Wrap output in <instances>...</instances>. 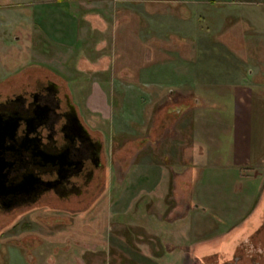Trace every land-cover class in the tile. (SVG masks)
<instances>
[{
	"label": "rangeland",
	"instance_id": "obj_1",
	"mask_svg": "<svg viewBox=\"0 0 264 264\" xmlns=\"http://www.w3.org/2000/svg\"><path fill=\"white\" fill-rule=\"evenodd\" d=\"M229 7L0 0V83L32 73L66 83L103 140L108 164L92 198L52 196L0 215V264H221L235 262L234 253L242 256L237 264L252 257L264 264V182L243 219L235 211L225 217L235 202L205 212L197 193L206 167L192 123L208 106L205 92L247 86L253 113L255 95L264 94V27L252 38L250 10L230 14ZM228 104L230 115L242 108ZM145 164L162 165L165 179L130 194V174ZM257 177L264 179V168ZM249 184L242 183L245 194Z\"/></svg>",
	"mask_w": 264,
	"mask_h": 264
},
{
	"label": "flooded vegetation",
	"instance_id": "obj_2",
	"mask_svg": "<svg viewBox=\"0 0 264 264\" xmlns=\"http://www.w3.org/2000/svg\"><path fill=\"white\" fill-rule=\"evenodd\" d=\"M23 76L0 83V215L52 196L92 198L107 174L103 140L68 85L49 73ZM232 257L221 264L242 258Z\"/></svg>",
	"mask_w": 264,
	"mask_h": 264
},
{
	"label": "crops",
	"instance_id": "obj_3",
	"mask_svg": "<svg viewBox=\"0 0 264 264\" xmlns=\"http://www.w3.org/2000/svg\"><path fill=\"white\" fill-rule=\"evenodd\" d=\"M209 1L212 5L230 6V10H232L229 11L230 14L232 12L236 14L242 11L243 8L250 10V17L254 18H251L250 24L257 30L256 33L252 34V38L260 35L261 27H264V0ZM72 19L75 21L74 18ZM261 73L263 72L255 74L259 76ZM220 88L215 90L208 88V91L205 92L208 97V106L200 109L202 111L195 112L198 116L192 123L195 149L200 148L201 153H204L203 165L206 167V175L204 176V180H206L197 182L196 185L199 186L197 193L199 191V195L203 196V201L207 203V207H204L205 212H212V209L221 211L227 203L230 206V203L235 202V205L230 206L229 214H225V217L234 216L235 211L243 219L251 215V208L254 206L257 192H260L261 182H264V179L261 180L257 177L259 169L264 168V111L262 114L259 113L261 107L264 109V94H259L260 98L259 95H255L254 98L260 100L256 101L255 106L257 108L253 113L251 106L248 104V99L253 94L252 89L247 86L231 87V85L220 86ZM261 90L263 93L264 90ZM227 98H230L229 101L234 100L235 105L241 103V110L235 109L233 115L228 114L233 109L231 108L232 105L228 104ZM216 100L222 102V104L219 105ZM217 106L221 108L218 110L211 109V107ZM244 113L245 117L243 119L241 116ZM253 114L256 115V120L253 118ZM240 119L244 120V125L241 124ZM243 168L250 171L244 174L242 173ZM253 169H256L254 171L255 175L251 177ZM227 171H235L236 174ZM137 172L138 175L143 174V177L139 176L137 179ZM165 172V168L158 164H145L142 167H136L129 177V179H131V175L135 177V183L130 184V186L132 185L130 194L134 191H152L164 181ZM228 175L236 176L231 179ZM136 179L138 183H136ZM242 183L247 185L250 183L252 189L247 188L248 190L245 191L251 192L245 194L242 191ZM243 202L248 204L242 205ZM220 223L224 224L225 222Z\"/></svg>",
	"mask_w": 264,
	"mask_h": 264
}]
</instances>
